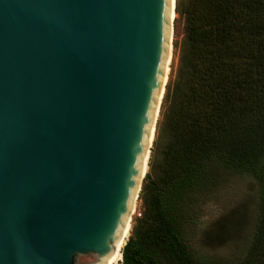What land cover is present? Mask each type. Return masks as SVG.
Segmentation results:
<instances>
[{"label": "water", "instance_id": "obj_1", "mask_svg": "<svg viewBox=\"0 0 264 264\" xmlns=\"http://www.w3.org/2000/svg\"><path fill=\"white\" fill-rule=\"evenodd\" d=\"M175 12L176 0H0V264L115 254L146 173Z\"/></svg>", "mask_w": 264, "mask_h": 264}, {"label": "trees", "instance_id": "obj_2", "mask_svg": "<svg viewBox=\"0 0 264 264\" xmlns=\"http://www.w3.org/2000/svg\"><path fill=\"white\" fill-rule=\"evenodd\" d=\"M176 12L179 62L122 264H264V0H176ZM228 174L259 186L253 236L234 260L195 239Z\"/></svg>", "mask_w": 264, "mask_h": 264}, {"label": "rangeland", "instance_id": "obj_3", "mask_svg": "<svg viewBox=\"0 0 264 264\" xmlns=\"http://www.w3.org/2000/svg\"><path fill=\"white\" fill-rule=\"evenodd\" d=\"M183 38L184 17L175 12L172 36V58L166 87L168 82L175 77ZM164 96L157 118L155 136L162 118ZM152 150L153 144L151 146L149 160L147 161V170L142 182V187L150 169L149 163ZM258 190V183L251 176L246 174H228L226 176V180L217 193L215 201L205 206L201 225L196 232L195 239L201 252L233 260L241 258L245 254L256 224L258 214ZM140 194L141 191L139 192V197L131 217L129 236L134 220L139 217L142 212ZM118 264H122V260Z\"/></svg>", "mask_w": 264, "mask_h": 264}, {"label": "bare ground", "instance_id": "obj_4", "mask_svg": "<svg viewBox=\"0 0 264 264\" xmlns=\"http://www.w3.org/2000/svg\"><path fill=\"white\" fill-rule=\"evenodd\" d=\"M175 16V14L173 15ZM172 36H173V31H172ZM171 58H172V50L170 48V53H169V58H168V67H167V70H166V74L168 76V72H169V67H170V62H171ZM152 139H153V134H152ZM149 156V155H148ZM146 164L144 165V173L146 172L147 170V161L145 162ZM137 202V201H136ZM136 202L134 203V206L132 208V212H131V216H130V221L129 223L127 224L126 226V230L124 232V238L123 240L119 243L118 245V248L115 252V254L106 262V264H118L121 260H122V249L125 245V242L129 236V231H130V227H131V217H132V214L134 212V209H135V205H136Z\"/></svg>", "mask_w": 264, "mask_h": 264}]
</instances>
